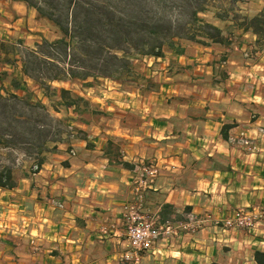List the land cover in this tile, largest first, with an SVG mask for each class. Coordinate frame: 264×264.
<instances>
[{"label":"crops","instance_id":"obj_1","mask_svg":"<svg viewBox=\"0 0 264 264\" xmlns=\"http://www.w3.org/2000/svg\"><path fill=\"white\" fill-rule=\"evenodd\" d=\"M1 1L12 9V19L2 24L12 28L0 26V41L21 40L27 47L20 16L36 17V10L21 1ZM254 7L249 16L264 9V0ZM211 22L225 35L233 27L237 42L232 36L229 45L188 42L184 54L153 56L162 66L148 62V75L157 82L149 91L123 88L109 78L97 86L54 82L87 98L91 112L83 120L63 107L80 132L53 142L56 147L36 172L27 170L15 186L0 187V264H257L264 221L235 229L220 220L239 206L264 208V36L233 21ZM42 33L35 30L31 46ZM224 53L226 62L218 64ZM219 65L227 69L221 79ZM2 69L23 86L25 81L38 87L20 63ZM40 97L63 106L59 96ZM225 124L229 136L243 132L250 145L225 137ZM149 161L157 174L143 190L140 212L159 225L172 224L175 233L136 251L127 238L126 205L135 197L140 166ZM189 214L202 220L195 231L183 225Z\"/></svg>","mask_w":264,"mask_h":264},{"label":"trees","instance_id":"obj_2","mask_svg":"<svg viewBox=\"0 0 264 264\" xmlns=\"http://www.w3.org/2000/svg\"><path fill=\"white\" fill-rule=\"evenodd\" d=\"M13 1H21L29 8H34L39 18L46 19L56 28L57 37L50 39L43 36L32 47H21V40L15 43L0 41V65L20 63L23 74L32 78L45 96L51 100L59 96L63 107L73 108L83 120H87L86 114L89 116L91 112L89 100L70 88L56 86L55 81L82 80L85 86H95L101 77H105L122 85H137L145 92L155 87L157 82L152 76L135 68L134 56L130 54L131 49H135L134 55L160 57L165 55V49L184 54L186 45L181 39L204 45L211 43L229 45L232 42L230 35H225L221 27L199 15L200 12L207 10L209 0H195L196 4H193V0H184L188 16L183 23L170 19L162 12L152 21L145 19L144 13L112 19L113 16L109 14L111 10L95 11L91 0ZM59 6L62 9L57 10ZM114 11L113 9L112 12ZM228 12V9H225L215 16L222 20H231L245 31L251 30L259 36H264V9L252 16L235 14L231 19L228 18ZM105 18L109 22L106 23ZM136 24L140 31L132 36L126 29ZM226 59L227 54L224 53L217 63L224 64ZM218 69L219 79L226 77L225 65L222 67L219 65ZM22 83V80L8 70H0V113L4 116V121L0 123V144L4 146H10L9 133L6 131L14 119L21 117L15 113L13 101L27 104L31 108L46 110L41 100L31 101L34 92L25 81L24 86ZM16 89H23L24 95H18L14 92ZM92 111L102 113L96 109ZM228 127L229 124H225L222 131L229 139L226 132ZM40 138H37L38 145L41 143L43 148L39 149L34 163L36 168L32 166L31 172H36L45 161V153L56 147L55 144L51 147L46 146L47 143L60 140ZM122 163L129 166L127 162ZM18 178L12 166L5 163L0 165V187H13ZM254 257L257 264H264V251L255 250Z\"/></svg>","mask_w":264,"mask_h":264},{"label":"rangeland","instance_id":"obj_3","mask_svg":"<svg viewBox=\"0 0 264 264\" xmlns=\"http://www.w3.org/2000/svg\"><path fill=\"white\" fill-rule=\"evenodd\" d=\"M94 3V10L95 11H110L109 13L111 16H113L112 19L116 18H124V16L128 17L130 14H133L134 16H138V14H143L145 19L148 20H154L159 16V14H166L170 19L172 20H179L178 22L183 23L184 20H187V14L188 9L186 4L184 3V0H91ZM195 0H193V4ZM256 3V0H209L207 5V10L205 12H200L199 15L203 16L208 21H214L217 16L215 14L219 12H223V10L228 9V18H233V16L242 14H252L254 12V5ZM62 9L61 6L57 7V10ZM113 9L115 10L114 13L112 12ZM33 12L26 13L24 15H21L20 17L21 22L18 25V28L20 27L22 32H26L27 35H29L26 40L28 41L27 47H32V40L35 36V30L37 29H43V35H41V38L45 35L47 38L53 39L56 33V28L46 19L39 18L37 16L33 17ZM116 16V17H115ZM141 17V16H140ZM142 17V18H143ZM12 19V9L10 5L6 4L4 1L0 0V26L6 27L7 29L12 28L8 25L2 24L6 22V20ZM105 18V22H109L108 19ZM231 21V20H229ZM177 22V21H176ZM97 23V22H96ZM226 24V23H225ZM128 26V25H127ZM230 26V25H229ZM28 27H31L32 29H28ZM19 28V29H20ZM187 28H189L187 26ZM140 27L138 25L129 26L126 30L129 31L132 36H135V33L139 32ZM233 27H230L226 34L233 37V41L237 42L238 38L237 31H233ZM0 32L2 30L0 29ZM18 34L12 35L11 39H16ZM40 38V37H39ZM40 38V39H41ZM107 39V37H104ZM12 40V41H14ZM109 40V39H108ZM181 42L183 44H187L189 41L185 39H181ZM197 43V42H196ZM135 49H131V55L134 56L133 62L135 65V68L140 71H144L146 74H148V62L153 61V56L151 55H134ZM168 49H165V54L167 53L169 55ZM121 54V52H118ZM245 53V52H244ZM243 56H249V51L247 52V55ZM156 69H159L160 66H162V61H153L152 65ZM105 77H101L99 79V82L95 85H100L102 79ZM111 79V78H109ZM120 83V82H119ZM36 84V83H35ZM121 84V83H120ZM123 88L131 87V88H137V85H122ZM30 89L34 92L33 97L31 98L32 102H35L37 100H41L45 106L46 110H42L38 107L31 108L29 105H24L21 102L17 101L13 104L15 106V113H17L19 116L18 119H14L11 127H9V130L6 131L9 133V144L10 146H4L2 144L0 147V165L1 164H9L12 166L13 171L17 177L23 176L27 170H30L32 166H34L35 158L37 154L39 153V149L43 148V145L40 143L38 145L37 138H40V140L45 139H62V138H70L74 137L75 134H77L76 127L69 121V116L67 115V112L63 108V106H60L59 104L51 102H44L42 98L40 97L41 92L39 91L38 87H34V84L30 86ZM25 92H23L21 95H24ZM20 95V94H18ZM20 95V96H21ZM55 100V97H54ZM88 117V114H86ZM3 113H0V123L4 121ZM39 130V131H38ZM42 130V131H40ZM71 134H73L71 136ZM236 143V142H234ZM52 142H48L46 146H53ZM240 145H243L241 143H237ZM246 145H250L246 144ZM244 145V146H246ZM143 164H152L155 165V163L149 161V162H143ZM36 167L34 166V169ZM183 226V225H182ZM177 232V231H176ZM175 233H162L159 237L167 238L169 234ZM158 237V238H159Z\"/></svg>","mask_w":264,"mask_h":264},{"label":"built area","instance_id":"obj_4","mask_svg":"<svg viewBox=\"0 0 264 264\" xmlns=\"http://www.w3.org/2000/svg\"><path fill=\"white\" fill-rule=\"evenodd\" d=\"M73 134H71L72 136ZM231 142L249 144L250 139L243 132L234 136H229ZM137 183L135 187V197L132 202L126 205L125 222L127 238L132 248L136 251L149 250L152 248L155 240L162 233L175 232L172 224H157L152 216H146L140 212L143 202V190L148 187L157 174V168L152 164H142L138 170ZM58 206H62V202L54 201ZM264 221V208L256 205L239 206L234 212L220 220V225L224 228L235 229H251L257 227ZM202 220L194 215L189 214L184 227L190 231H195L200 227Z\"/></svg>","mask_w":264,"mask_h":264}]
</instances>
